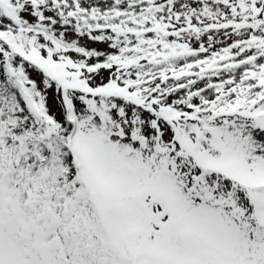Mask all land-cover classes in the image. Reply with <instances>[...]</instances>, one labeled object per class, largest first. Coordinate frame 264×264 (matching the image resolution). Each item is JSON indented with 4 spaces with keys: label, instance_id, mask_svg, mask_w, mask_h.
I'll return each instance as SVG.
<instances>
[{
    "label": "snow or ice",
    "instance_id": "1",
    "mask_svg": "<svg viewBox=\"0 0 264 264\" xmlns=\"http://www.w3.org/2000/svg\"><path fill=\"white\" fill-rule=\"evenodd\" d=\"M0 264H264V0H0Z\"/></svg>",
    "mask_w": 264,
    "mask_h": 264
}]
</instances>
